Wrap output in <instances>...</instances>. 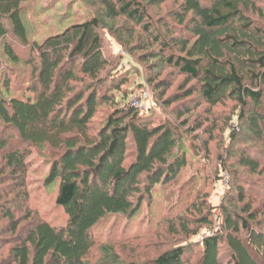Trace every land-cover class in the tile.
I'll return each instance as SVG.
<instances>
[{
  "label": "trees",
  "instance_id": "1",
  "mask_svg": "<svg viewBox=\"0 0 264 264\" xmlns=\"http://www.w3.org/2000/svg\"><path fill=\"white\" fill-rule=\"evenodd\" d=\"M32 1L0 0V228L9 235L0 238V264H264V202L256 206L245 187L264 175V3L82 0L92 15L40 43L30 40L23 9ZM106 34L151 67V84L171 71L156 89L182 78L175 101L184 130L169 116L155 123L156 107L142 112L114 99L140 67L124 65L122 50L107 55ZM103 104L112 110L95 131ZM217 130L227 137L212 159L215 175L183 179L185 137L207 148ZM35 151L55 157L46 183H58L65 225L31 204ZM171 186L176 201L152 232L169 239L154 258L124 260L119 242L94 235L104 218L134 215ZM32 211L39 218L24 225Z\"/></svg>",
  "mask_w": 264,
  "mask_h": 264
},
{
  "label": "rangeland",
  "instance_id": "2",
  "mask_svg": "<svg viewBox=\"0 0 264 264\" xmlns=\"http://www.w3.org/2000/svg\"><path fill=\"white\" fill-rule=\"evenodd\" d=\"M259 1L264 3V0ZM23 9L25 12L26 23L30 30V40L39 41L40 43L51 35L65 31L70 25L82 22L92 15L91 7L86 5L82 0H34L25 4ZM70 10L71 13H68ZM105 36L104 51L107 55L116 54L122 50L124 65L131 68L133 65L138 64L140 67V69L137 70V73L130 77L129 82L126 85L122 84L123 86L120 91H114V99L119 103L121 102V104H131L133 106H136L134 101L139 99L140 106L136 107L142 112L149 110L150 107H156L154 111L155 123L165 120L167 116H169L171 120H176L177 111L182 109L179 107L181 101H175V96L182 94L180 92L181 88L179 87L182 78L175 77L174 82L168 88L162 86V89H156V81L165 82L166 80H169L172 77L171 71L168 69L165 70L161 75H158L151 84L148 81L149 76H151V67L148 64L145 65L141 63L128 54L117 44L113 37L111 38L107 34ZM16 43L15 48L19 50L21 45ZM139 54L140 53H138L136 57H139ZM4 64L6 63L0 62V68L2 66L4 67ZM141 83L143 86H140ZM125 90L129 91H127L124 98L123 95ZM13 93L14 95L20 96L25 94V90L16 89L14 87ZM192 98L193 97L190 99ZM167 101L169 102V106L165 105V102ZM111 110L112 107L110 104H103L99 108L97 117L93 121L95 131L100 128V124H102V120L104 119L103 117H105ZM174 124L183 127L180 119H177ZM231 127H233V124H231ZM184 128L185 127L182 129L184 130ZM221 137L223 139L224 137H227V134L221 135V131L217 130L215 138L208 142L209 146L207 148L204 147V143H193L190 135L185 137L186 140H184V142L187 146V160L189 164L185 168L183 179L189 180L194 176L193 174L197 172H200L204 177L215 175V173L212 172V159L222 151V148L220 147ZM45 156H40L37 151L33 152L32 156H30L32 164L28 173V189L31 193V204L35 209L37 207L39 216L46 218L56 226L65 225L67 222V215L63 208L56 203L58 183L53 185L46 183V179L55 157H51L52 154H50V151H48V154L45 153ZM224 156H227L226 153ZM230 161H233V159ZM204 163H207V166L208 163L210 164L206 171H204ZM224 174H226V172ZM252 177L253 179L251 180L253 181L250 183L247 181L248 184L247 182L245 183L246 192H250L249 194L252 195L251 198H254L256 201L255 205L258 206L264 202V175L257 174ZM226 181L227 180H225V183ZM225 183L222 192L225 190V186H227ZM250 184H252V186ZM253 186H256V188H252ZM173 188L174 186H171L163 191H157L153 200L150 202L146 200L142 204L140 211L134 215L115 214L104 218L94 228V235L102 242L108 240L119 242L115 247L116 252H119L124 260L140 259L145 261L148 258H154L157 255L156 249L159 248V246L161 247L162 242L169 239L165 231L164 234H162L163 229L159 230L156 235L152 232L157 229L156 226L158 222L163 220L166 212L169 211L170 207H172L176 201V199L174 200V193L172 195L168 194ZM219 200L220 197H218L215 194V191H213L211 201L216 204ZM27 206L28 208L30 207V201L27 202ZM216 212L218 213V210H216ZM38 215L32 211L31 218L27 220L25 222L27 224L24 225L33 223L32 221H34V219L37 220V218H39ZM17 216L20 215L17 214ZM4 225V221L0 219V227ZM137 235L144 237L141 240L130 243H127L128 240H124ZM8 236V232L3 228H0V238H8ZM120 242L123 243L120 245ZM6 250H3V252L7 255L8 253ZM160 250H163V246L158 249V251ZM0 253H2V251ZM100 253V247L91 251L90 258L93 262H98L100 260Z\"/></svg>",
  "mask_w": 264,
  "mask_h": 264
},
{
  "label": "built area",
  "instance_id": "3",
  "mask_svg": "<svg viewBox=\"0 0 264 264\" xmlns=\"http://www.w3.org/2000/svg\"><path fill=\"white\" fill-rule=\"evenodd\" d=\"M134 104H135L136 106H140V100H139V99H136V100L134 101Z\"/></svg>",
  "mask_w": 264,
  "mask_h": 264
}]
</instances>
